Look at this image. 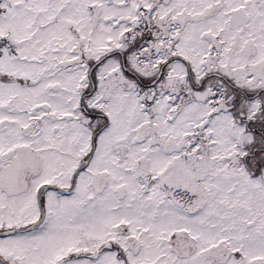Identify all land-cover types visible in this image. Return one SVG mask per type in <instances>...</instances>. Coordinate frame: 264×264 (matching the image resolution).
Returning <instances> with one entry per match:
<instances>
[{
    "label": "snow or ice",
    "instance_id": "1",
    "mask_svg": "<svg viewBox=\"0 0 264 264\" xmlns=\"http://www.w3.org/2000/svg\"><path fill=\"white\" fill-rule=\"evenodd\" d=\"M0 264H264V0H0Z\"/></svg>",
    "mask_w": 264,
    "mask_h": 264
}]
</instances>
